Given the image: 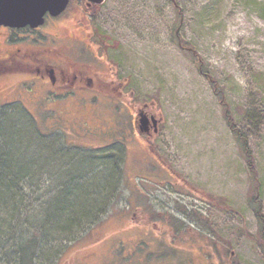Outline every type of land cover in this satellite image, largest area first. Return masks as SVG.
<instances>
[{"label": "rangeland", "instance_id": "rangeland-1", "mask_svg": "<svg viewBox=\"0 0 264 264\" xmlns=\"http://www.w3.org/2000/svg\"><path fill=\"white\" fill-rule=\"evenodd\" d=\"M177 2L181 15L172 0H108L102 13L108 15L111 47L124 74L138 97L155 101L163 116L155 149L186 181V188L167 182L173 177L161 166L160 171L141 144L130 146L123 156L119 144L99 151L81 139L68 151L77 159L74 173L108 183L107 189L90 192L101 205L87 207L99 217L97 223H103L98 226L101 235L94 234L99 228L89 218L91 224L76 225L81 231L67 233L68 240L61 235L42 241L34 264H117L128 256L154 257L153 264H264V226L255 210L260 208L264 224V0ZM190 47L198 53L195 59ZM200 62L223 90L252 155L251 169ZM0 117V159L12 156L18 167L27 169L18 187L27 200L16 209L17 219L2 227L5 237H11L14 225L28 223L27 217L40 214L46 219L48 195L58 191L53 189L54 174L62 170L64 159H71L59 141L70 143L75 133L57 135L53 150H46L55 134L32 132L24 118ZM114 129L121 134L118 121ZM117 138L124 136L112 141ZM95 154L104 155V160L95 161ZM39 163L41 174L33 187L27 171H35ZM183 211L201 217L205 228ZM171 218L186 221L189 235H183L180 222L174 225ZM140 221L141 228L147 221L158 224L156 234L147 237L152 245L146 240L134 247L110 241L132 243L140 236L134 225ZM165 221L173 225L163 230ZM48 226L54 228L52 221ZM70 235L76 241L70 242ZM208 250L214 256L208 257Z\"/></svg>", "mask_w": 264, "mask_h": 264}, {"label": "flooded vegetation", "instance_id": "flooded-vegetation-1", "mask_svg": "<svg viewBox=\"0 0 264 264\" xmlns=\"http://www.w3.org/2000/svg\"><path fill=\"white\" fill-rule=\"evenodd\" d=\"M107 1L98 4L91 0H69L63 12L57 15L47 12L43 23L35 27L0 24V116L24 118L27 128L41 135L55 134L54 138L75 133L74 141H59L67 149L86 138L87 145L99 151L119 144L123 156H127L130 146L141 144L155 158V165L173 177V182L168 179L167 182L186 188V181L155 149L154 141L164 120L155 109V101L138 97L133 81L124 74L121 61L113 53L108 15L102 13ZM143 118L146 126L141 122ZM117 121L124 138L112 141L121 135H116L114 129ZM179 220L183 235H189L185 232L190 227ZM134 225L140 236L132 243L119 238L110 241L116 239L128 247L143 240L151 244L147 237L156 234L158 224L147 221L148 226L141 228L143 221H140ZM161 225L164 230L173 224L165 221ZM98 228L94 234L99 236ZM98 242L101 241L93 244ZM137 260L139 263L134 262ZM153 260L149 256L138 259L128 256L117 264H153Z\"/></svg>", "mask_w": 264, "mask_h": 264}, {"label": "trees", "instance_id": "trees-1", "mask_svg": "<svg viewBox=\"0 0 264 264\" xmlns=\"http://www.w3.org/2000/svg\"><path fill=\"white\" fill-rule=\"evenodd\" d=\"M172 2L175 9L179 12V15H181L182 9L180 7V4L177 2V0H172ZM179 45L183 48H186L183 43H179ZM189 46L190 45H188V47ZM191 49L193 52V59H195L198 53L194 47H190V50ZM200 70L210 80L213 91L220 99V102L225 106V118L227 120V123L234 133L236 139L239 141V143L242 144L248 167L250 169L253 168L255 165L252 160V155L247 148L248 145L246 141L243 139V136H241L236 121H234L232 112L229 110L230 107L224 98L223 90L219 87L217 81L213 77H211L209 70L207 68H204L201 62ZM40 141L41 138L39 142ZM51 141L54 142L46 143L48 148L46 150H53L51 146L55 144L56 140L54 138ZM68 151L70 150L67 149V154L71 155V159H64L65 162L61 165L62 168H60L62 170H60L58 174H54V176H56V180L54 182L56 187H53V189H57L58 191L54 195H48L50 198L46 204V208L48 207V211L45 210L46 212H43L44 215L48 214L45 215L46 219H42V216L40 214H36L35 217L31 219L27 217L28 223H23L21 221L19 225H14L12 235H10L11 237H5L7 233H5V230L2 229V227L10 219H17L15 218V216H17L16 209H18L23 203H25L24 201L27 200L25 196L18 191V187L23 181L21 175H25V170L27 169H25V167H18L19 165H17V162L12 160V156L11 159L7 161L0 159V213H4L5 211L7 212L5 214H0V264H34V261L38 257V251L42 248V241H54L56 240L55 238H57V236L59 237L61 235L67 236H62V240H68V235L66 234H77L79 231H81V228L77 229L79 225H89L91 223H97L99 221V217H95V215H93V212H91L90 210L87 211V207H90V203L91 206L93 204H97L98 206L101 205V201L99 198L91 199L90 192L94 188L103 191L107 189L108 183L105 184L95 177H89L87 179L84 178L83 175H77L76 173H74L73 169L77 165L75 164V162H77V159L74 160L76 157H74L72 154H69ZM50 153H53V151H50ZM103 165L106 164L103 162ZM39 166H41L40 163L38 164V166H35V171L31 170L30 168L29 170L32 172L27 171L29 172V175L31 174V176H29V182L33 187H35L36 185L35 182H38V175L41 174ZM48 166H50V163L48 164ZM253 173L254 172H252V176ZM255 181L257 182L258 180L255 178ZM97 182H99L98 185L95 184ZM32 206L33 205H31L30 207L31 210L34 209V206ZM255 210L261 219L260 221L263 227L264 224L262 221L260 208L256 206ZM183 212H185L184 214L188 219L190 218L193 221L197 222L198 225L201 224V226L204 227L201 217H197L196 219L193 217V214H190V212ZM193 212L194 211H191V213ZM3 215L7 216L3 217ZM89 218H93L92 220L95 221H91V223H89L87 222ZM177 220L180 221L177 218L173 220L171 218V221L174 225H177ZM49 221H52V223L54 224V228H49ZM76 225L78 226L77 228ZM71 235L69 237L70 242L76 241V239H71ZM261 237L262 241H264V234ZM10 240L12 241L8 243ZM207 254L208 257L214 256V252L212 250H208Z\"/></svg>", "mask_w": 264, "mask_h": 264}, {"label": "water", "instance_id": "water-1", "mask_svg": "<svg viewBox=\"0 0 264 264\" xmlns=\"http://www.w3.org/2000/svg\"><path fill=\"white\" fill-rule=\"evenodd\" d=\"M91 1L102 4L106 0ZM68 3L69 0H0V24L35 27L43 23L47 12L60 14ZM141 122L147 125L145 118Z\"/></svg>", "mask_w": 264, "mask_h": 264}, {"label": "bare ground", "instance_id": "bare-ground-1", "mask_svg": "<svg viewBox=\"0 0 264 264\" xmlns=\"http://www.w3.org/2000/svg\"><path fill=\"white\" fill-rule=\"evenodd\" d=\"M101 158V159H100ZM105 156L104 155H98V154H95L94 155V159L95 161L99 162L100 160H104Z\"/></svg>", "mask_w": 264, "mask_h": 264}]
</instances>
